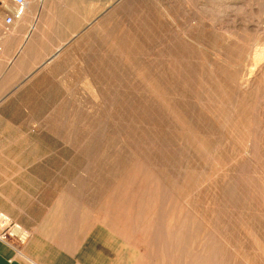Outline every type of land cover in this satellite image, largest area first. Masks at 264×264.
Returning <instances> with one entry per match:
<instances>
[{
    "label": "rangeland",
    "instance_id": "obj_1",
    "mask_svg": "<svg viewBox=\"0 0 264 264\" xmlns=\"http://www.w3.org/2000/svg\"><path fill=\"white\" fill-rule=\"evenodd\" d=\"M38 2L19 50L0 44V83L41 93L0 108L24 242L71 264H264V0Z\"/></svg>",
    "mask_w": 264,
    "mask_h": 264
},
{
    "label": "crops",
    "instance_id": "obj_2",
    "mask_svg": "<svg viewBox=\"0 0 264 264\" xmlns=\"http://www.w3.org/2000/svg\"><path fill=\"white\" fill-rule=\"evenodd\" d=\"M19 23H21V20L14 24L11 29V31L14 32L9 37H1L0 35V44H2L5 48L7 47L8 51H18V48L22 44V40L29 37L27 35L30 33V29L26 31L25 26H20L21 24ZM30 28L32 30L35 27L32 25ZM24 77L25 75L18 74V76L15 78V82L9 85L0 83V108L8 106L20 107L23 106L25 99L27 101L32 99L38 100V98L41 97V93L38 92L40 89H37L35 84L21 82L22 78ZM27 91H32L33 93L25 94ZM5 113L6 112L0 109V117ZM0 121L7 120L5 118H1ZM12 204V201L0 190V211H3L11 216V218L19 223L22 228H29L26 220L21 214L16 212ZM30 236L31 237L21 246V249H23L27 255L35 258V260H38L42 264H71L72 258H68L66 260L59 252H55L54 254H46L40 239L34 233H31ZM92 248H86V252L83 253L84 258L81 256V251H76V257L81 256V260L84 259V261H86V259L88 260V258L94 259L95 256H93ZM18 252L19 251H16L10 245L0 241V264H27V262L24 261L23 257L20 256ZM88 254L92 255V257L90 258V255Z\"/></svg>",
    "mask_w": 264,
    "mask_h": 264
},
{
    "label": "built area",
    "instance_id": "obj_3",
    "mask_svg": "<svg viewBox=\"0 0 264 264\" xmlns=\"http://www.w3.org/2000/svg\"><path fill=\"white\" fill-rule=\"evenodd\" d=\"M26 9V0H0V33L9 32L14 24L22 19ZM26 237L27 234L20 224L5 212L0 211L1 242L19 251L18 246L13 241L23 243Z\"/></svg>",
    "mask_w": 264,
    "mask_h": 264
},
{
    "label": "bare ground",
    "instance_id": "obj_4",
    "mask_svg": "<svg viewBox=\"0 0 264 264\" xmlns=\"http://www.w3.org/2000/svg\"><path fill=\"white\" fill-rule=\"evenodd\" d=\"M27 1V10H26V12H25V16H24V19H23V23L21 24V26H25V24H27L28 23V21H29V19H30V17L32 16V14L34 13L33 12V9H32V7H33V1L34 0H26ZM39 2V4H43L44 3V1L45 0H38ZM40 8V7H39ZM39 12V11H38ZM38 14V13H37ZM36 16V15H35ZM23 18V17H22ZM29 18V19H28ZM10 32V31H9ZM9 32H7V33H4V34H2V33H0V35H1V37H9L13 32H11V33H9ZM9 33V34H8ZM60 48V47H59Z\"/></svg>",
    "mask_w": 264,
    "mask_h": 264
}]
</instances>
